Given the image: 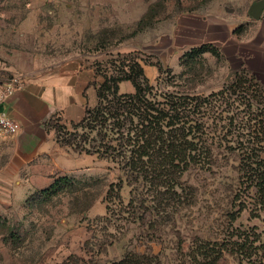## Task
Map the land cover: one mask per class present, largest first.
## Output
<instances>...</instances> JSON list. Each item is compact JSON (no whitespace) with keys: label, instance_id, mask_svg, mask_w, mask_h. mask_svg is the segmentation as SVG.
Returning a JSON list of instances; mask_svg holds the SVG:
<instances>
[{"label":"rangeland","instance_id":"rangeland-1","mask_svg":"<svg viewBox=\"0 0 264 264\" xmlns=\"http://www.w3.org/2000/svg\"><path fill=\"white\" fill-rule=\"evenodd\" d=\"M213 1L0 0V79L69 60L116 75L130 60L143 66L156 89L207 95L229 84L237 69H249L225 47L183 62L176 40L170 45L167 33L177 25L179 13L205 10ZM228 1L241 12L258 0ZM236 48L240 54L249 52ZM157 64L163 67L161 73ZM78 121L53 115L49 125L55 138L58 127L62 141L87 133ZM62 146L74 153L75 167L61 175L67 180L59 182L56 193L48 191L51 183L0 185V264H73L75 259L110 264L129 252L155 255L157 264H191L195 241L226 239L230 247L227 240L247 232L264 239V208L255 201L254 188L239 179L237 151L225 149V144L213 145L210 169L194 166L178 177V200L167 216L147 215L142 222L126 219L135 205L129 204L131 187L126 184L121 200L107 211L106 190L121 173L115 163ZM43 189L49 195L41 193ZM88 239L96 243L90 250ZM219 264L251 263L226 252Z\"/></svg>","mask_w":264,"mask_h":264},{"label":"trees","instance_id":"trees-1","mask_svg":"<svg viewBox=\"0 0 264 264\" xmlns=\"http://www.w3.org/2000/svg\"><path fill=\"white\" fill-rule=\"evenodd\" d=\"M142 21L143 18L139 24ZM207 50L218 51L203 44L186 51L181 59L189 61ZM126 66L116 75L99 73L103 80L96 88L98 102L93 108L87 107L77 122L87 130L85 135H68L60 141V130L56 128V140L61 145L111 160L121 172L117 182L106 190L107 211L116 200H121L120 193L126 184L131 187L129 204H135L128 211L127 220L142 222L147 215L167 216L178 200L175 189L178 177L194 166L210 169L215 161L214 144H225V149L237 151L239 179L249 189L254 188L255 201L264 208V87L255 76L239 68L229 84L202 95L156 89L138 61L128 60ZM157 67L161 73L163 67L160 64ZM122 81H130L134 91L119 92ZM64 179L67 180L64 176L56 177L48 191L56 193L55 187ZM48 191L43 189L41 193L49 195ZM112 215L115 216L113 212ZM106 219L113 221L110 217ZM259 240L257 233L247 232L227 240L230 247L226 239L195 241L189 254L191 264H219L226 252L237 256L239 261L247 258L251 264L254 261L264 264V239ZM85 245L90 250L96 243L88 239ZM253 255L256 257L252 258ZM73 262L84 264L85 260ZM157 263L155 255L129 252L110 264ZM86 264H93V260Z\"/></svg>","mask_w":264,"mask_h":264},{"label":"crops","instance_id":"crops-1","mask_svg":"<svg viewBox=\"0 0 264 264\" xmlns=\"http://www.w3.org/2000/svg\"><path fill=\"white\" fill-rule=\"evenodd\" d=\"M222 2L226 5L222 6ZM228 2L214 0L205 10L179 13L177 25L167 33L169 44L176 40L180 55L203 44L222 50L231 48L232 58H241V63L264 86V16L256 19L249 14L255 2L241 12H236L234 2ZM239 28L242 30L238 31ZM236 46H242L248 54L238 53ZM23 78V86L4 104L8 115L20 127L13 135H0L3 186L50 184L56 177L74 170V153L57 142L49 121L53 115L69 121L80 120L87 107L97 104L96 88L103 80L93 66L78 60L45 65ZM133 91L130 81L119 83V92Z\"/></svg>","mask_w":264,"mask_h":264},{"label":"built area","instance_id":"built-area-1","mask_svg":"<svg viewBox=\"0 0 264 264\" xmlns=\"http://www.w3.org/2000/svg\"><path fill=\"white\" fill-rule=\"evenodd\" d=\"M46 1L52 2L53 0ZM23 84L24 78L20 73L0 79V135H13L19 130V123L8 115L4 104Z\"/></svg>","mask_w":264,"mask_h":264},{"label":"water","instance_id":"water-1","mask_svg":"<svg viewBox=\"0 0 264 264\" xmlns=\"http://www.w3.org/2000/svg\"><path fill=\"white\" fill-rule=\"evenodd\" d=\"M263 11H264V0L256 1L249 8V14L256 19H258L261 15L264 16Z\"/></svg>","mask_w":264,"mask_h":264}]
</instances>
